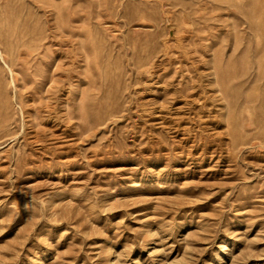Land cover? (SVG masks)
I'll return each mask as SVG.
<instances>
[{"label":"rangeland","instance_id":"374dc122","mask_svg":"<svg viewBox=\"0 0 264 264\" xmlns=\"http://www.w3.org/2000/svg\"><path fill=\"white\" fill-rule=\"evenodd\" d=\"M0 264H264V0H0Z\"/></svg>","mask_w":264,"mask_h":264},{"label":"bare ground","instance_id":"6f19581e","mask_svg":"<svg viewBox=\"0 0 264 264\" xmlns=\"http://www.w3.org/2000/svg\"><path fill=\"white\" fill-rule=\"evenodd\" d=\"M73 46H74V45H73ZM56 47H57V46H56ZM54 50H55V49H54ZM57 54H58V53H57ZM58 59H60V58H58ZM59 68H60V67H59ZM59 68H58V69H59ZM55 70H56V69H55ZM138 73H139V72H138ZM63 95H64V94H63Z\"/></svg>","mask_w":264,"mask_h":264}]
</instances>
